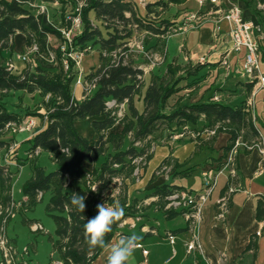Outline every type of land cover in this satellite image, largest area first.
<instances>
[{
    "label": "trees",
    "instance_id": "obj_1",
    "mask_svg": "<svg viewBox=\"0 0 264 264\" xmlns=\"http://www.w3.org/2000/svg\"><path fill=\"white\" fill-rule=\"evenodd\" d=\"M32 1L0 0V229L4 228L6 232V226L17 209L12 198L13 179L22 163L36 157V152H48L56 170L46 173L41 167L32 166L31 176L21 188L22 200H26L18 209H32L44 195H48L46 213L54 221V237L50 241L58 262L92 264L104 250H89L83 235L84 224L98 214V204L114 205L113 180L130 178L137 167L136 160L141 159V163L151 158L153 144H165L175 135H182L178 142H193L196 155L203 150H212L216 138L223 134L228 139L221 157L215 160V170L223 166L222 160L236 142L244 146L238 149L237 154L248 153L262 144L254 115L244 102L230 106L214 101L213 97L196 103L184 98L189 96L186 92L198 90L204 80L205 74H201L204 65L201 64H182L173 60L165 66L162 75L150 78L142 98L143 110L139 112L135 107V98L143 87L144 75L140 67L148 66L154 55L164 62L165 39L174 34L173 30L180 23L165 16L187 0H148L144 16L139 14L133 0H49L57 1L60 6L62 23L66 17L75 16L79 9L81 31L72 41L73 50L84 55L94 51L98 53V65L83 75L86 82L94 83V89L80 101L75 100L72 91L77 74L74 64L69 62L65 72L57 48V70L45 69L39 64L21 71H15V68L7 70L6 55H12L16 34L25 37L26 48L36 44L39 51L46 49L48 38L60 40L49 14L47 18L45 14L30 9L28 3ZM259 2L264 4V0ZM248 21L264 32V9H252ZM62 26L68 27V20ZM135 40L141 42L143 54L132 53L128 47ZM258 45L259 57L264 60V43L258 40ZM255 84L252 81L245 85L247 93ZM16 92L37 94L44 106L43 114L36 110L26 116L46 117L43 129L27 141L29 149L24 161L17 159L15 149L9 151L13 143L5 137L6 133H11L9 125L19 127L23 121L3 102L8 94ZM46 95H50L48 102L44 101ZM108 101L117 105L125 102L127 110L122 119H117L113 111L106 108ZM84 120H91L95 140L89 141L77 132L75 123ZM117 122L121 130L111 133ZM126 140L129 141L125 148ZM136 144L140 147L136 148ZM172 152L173 147H169V157L161 162L157 172L170 165ZM101 157L102 161L92 170L87 168V164L95 163ZM261 163H264V156ZM91 184L97 185L95 192L91 191ZM228 189L229 185L221 196ZM181 190L164 184L155 188L152 196L166 204L167 197ZM73 192L86 196L83 213L71 205ZM118 202L125 215L106 235V243L115 237L122 221L134 214L122 198ZM171 214L166 213L167 216ZM255 220L264 222V196L257 200Z\"/></svg>",
    "mask_w": 264,
    "mask_h": 264
},
{
    "label": "crops",
    "instance_id": "obj_2",
    "mask_svg": "<svg viewBox=\"0 0 264 264\" xmlns=\"http://www.w3.org/2000/svg\"><path fill=\"white\" fill-rule=\"evenodd\" d=\"M133 1L139 14L144 16L148 0ZM199 2L200 0H187L165 16L181 21L188 13H200L205 18L198 27L187 32L174 33L165 39V60L144 75L143 86L148 77L162 75L164 67L173 60L182 64H201L204 65L201 74H205V78L199 89L194 92L195 100L190 103L206 101L207 98L213 97L230 106H237L242 102L246 106L252 91L247 93L245 85L257 80H251L244 75V51L234 53L230 50L231 25L216 15H210L216 8L213 9L208 2L205 1L203 5ZM233 5L239 7L243 19L246 20L250 18L252 9H264V4L259 0H220L219 7L227 10ZM50 40L51 38L48 42ZM259 40L264 43V39ZM24 41L25 37L21 34L13 37L15 53L24 49ZM94 54L95 52H90L85 55L84 58L90 57L91 60L81 64L84 71L89 72L98 65V58ZM225 55L229 63L228 69L221 64ZM14 68L15 71H21L25 67L22 63L15 62ZM84 71L83 73H88ZM259 72L264 76V72ZM72 91L75 100H82L81 87L72 85ZM10 94L14 98L22 95L18 92ZM124 108L126 112V105ZM9 111L20 115L18 108L14 107ZM252 113L264 145V129L258 126L260 121H264V87L258 89L253 97ZM28 119L23 120L22 125H25ZM37 124L32 131L9 134V139L16 145L14 152L43 129L41 120H38ZM115 127L120 129L113 131ZM75 128L82 137L89 141L95 140L96 135L92 127V131L85 130L80 122H76ZM120 130L121 125L117 122L110 132L118 133ZM227 139V136L219 135L212 150H203L196 155L193 142H178L172 138L165 144H153L151 158L143 162L141 167L137 166L130 178L120 179V186H111L114 204L122 198L125 206L131 207L134 214L122 221L109 244L118 241L121 236L137 235L140 238V247L134 253V264H264V222L255 220L257 200L264 196V165L260 169L262 156L257 149L237 154L235 177L230 178L226 171L218 175L211 196L201 209L197 220L187 221L181 208L171 209L166 199V204H162L157 196H152L154 189L164 184L181 188L179 193L186 192L192 197L198 195L201 192V172L216 168L215 160L221 157ZM169 147H173L170 165L164 167V171L157 172L161 162L169 157ZM101 161L102 157L95 163L87 164V168L92 170L93 166H97ZM11 168L14 170V166ZM228 185L233 192L228 197L224 218L217 219L216 201ZM167 212L172 214L167 216ZM178 218L182 220L179 221ZM132 225L134 227H131ZM190 243H195L199 249L188 252L187 245ZM92 264H106V252L103 251Z\"/></svg>",
    "mask_w": 264,
    "mask_h": 264
},
{
    "label": "built area",
    "instance_id": "obj_3",
    "mask_svg": "<svg viewBox=\"0 0 264 264\" xmlns=\"http://www.w3.org/2000/svg\"><path fill=\"white\" fill-rule=\"evenodd\" d=\"M208 2L213 9L212 12H210V15H216L220 20H223L231 25L229 29V40L231 44L230 50L234 53H239L241 51H244V59H243V72L246 77L253 80L256 79L257 82L254 86V89L251 92L250 98L247 100L246 107L252 112L253 110V97L256 93V91L262 87H264V76L260 75L259 72V45L258 40L259 38L264 39V32H262L261 27L254 25L251 21L245 20L242 17L241 10L239 7L233 5L227 10H222L220 5V0H200L199 4L203 5L204 2ZM53 5L57 6V2H55ZM78 10H76L77 14L75 16H72L68 18L69 26L66 28H57V31L60 34V40L57 45V49L61 54V64L63 67V70L66 72L69 68V62H72L74 64V68L77 71V74L74 77L73 85L74 87H81L83 89V96L87 95L92 89H94V83H88L83 79V71L81 68L82 60L84 58V53L77 52L73 50L72 48V41L75 36L80 34L81 31V21L79 17ZM38 14H45L48 18V12L47 8L43 6H39L38 10L36 11ZM205 16L203 14L198 13H188L184 15L180 23L175 27L173 30V33H179V32H187L188 30L194 29L199 26L204 20ZM49 39V38H48ZM128 47L130 48L132 53L136 54H143V49L141 46L140 41H133L131 42ZM39 52V49L36 44H33L30 48L27 49L26 53L17 54L15 56V61L20 63H26L27 56L30 54H37ZM202 62L203 59H200ZM162 62V59L154 55L152 57V61L148 66L140 67V69L143 72V75H145L148 71L152 70L154 67L159 65ZM221 64L224 68H229V63L227 60V55L224 56V58L221 61ZM6 67L8 71L14 70V62L9 61L6 63ZM139 79H141L140 76H138ZM50 98V95H46L44 97V101L48 102ZM214 101H217L216 98H214ZM125 102L122 104H115L114 101H108L106 103V108L108 110L113 111V115L119 120L124 115V107ZM41 120V119H40ZM38 120L36 118H29L27 123L25 125H21L17 127L15 124L9 125L10 132L12 134H15L19 131H32L34 130L38 124ZM43 125L46 123V117L41 120ZM213 134V133H211ZM182 135H175L173 137L174 140H178L181 138ZM244 147L239 142H236L234 147L228 152L225 159L222 161L223 166L219 170H215V168H208L201 172V192L198 195L191 196L187 194L186 192L181 193H174L173 195L166 198L168 201V206L171 209H182L184 211V217L187 221L191 220H197L200 217L201 209L204 207V205L207 203L209 197L211 196V193L216 185V180L218 175H220L223 171H226L229 173L230 178L235 177V158L237 156V151L239 148ZM16 148V145L13 143L12 146L9 148V151H12ZM248 149V148H247ZM254 149H257L261 156H264V145H257ZM36 155H38V152H36ZM138 161V162H137ZM141 159L136 160V163H139ZM264 165V163H260V169L261 166ZM113 184L115 186H120V180L114 179ZM91 191L93 188L97 189L96 184L89 185ZM94 192V191H93ZM233 192L232 188H229L227 193L223 196H221L216 201L217 206V219H223L225 211L227 209L228 204V197ZM26 199L23 198V201ZM131 227H134L132 225ZM30 229L32 232H41L42 227L41 225L35 223L30 226ZM171 239V238H170ZM195 249H199V246H197L195 243H190L187 245V251L191 252ZM0 250L2 253V262L0 264H15L14 263V252L13 249L10 248L9 241L6 237V232L4 228L0 229ZM27 252V250H25ZM146 254V252H144ZM54 264H61L60 262H55Z\"/></svg>",
    "mask_w": 264,
    "mask_h": 264
},
{
    "label": "rangeland",
    "instance_id": "obj_4",
    "mask_svg": "<svg viewBox=\"0 0 264 264\" xmlns=\"http://www.w3.org/2000/svg\"><path fill=\"white\" fill-rule=\"evenodd\" d=\"M43 2V3H41ZM57 2V1H55ZM55 2H50L49 0H33L31 3H28L29 7L33 11H37L39 6H43L47 8V12L49 14V19L55 24L56 28H62L64 22L67 21L68 17L65 18L64 22L62 23L59 18L60 13V6L53 5ZM58 4V3H57ZM50 42L47 41L46 49L40 50L37 54H30L27 56L26 63H22L24 67H33L36 64H39L45 69H58L59 68V62L57 60L56 55V48L59 43V40L56 38L50 37ZM138 41V40H136ZM18 42L16 41L15 45L17 46ZM28 48L25 47V41H24V49H22L20 52L15 53L12 52V55L8 57L7 56V62L15 61V56L17 54L26 53ZM95 56L98 58V53L96 51ZM85 57V56H84ZM91 60L90 57L83 58L82 63L85 64V62H89ZM259 70L264 72V60H262L261 57H259ZM84 71V68H82ZM165 69V67H164ZM88 72V71H84ZM87 74V73H84ZM150 78L148 77L146 79V84L141 88L140 96H137L135 98V107L138 109L139 112L143 110V102L142 98L145 94V91L149 85ZM187 95L184 97L187 101L193 102L195 100L194 91L186 92ZM190 93V94H189ZM33 94L30 95L29 98L27 94H22L21 96H18V98H14L12 94H8L5 99H3L4 105L8 107L9 110L11 108H18L20 116L23 118V120L28 118H36L37 120H40L39 117H32V116H26L28 113L36 111L38 113L43 114L44 113V106L41 102L40 97L37 95V97H34ZM30 99V100H28ZM34 99V100H33ZM124 116V115H123ZM122 116V117H123ZM122 117L120 119H122ZM119 119V118H118ZM29 120V119H28ZM27 120V121H28ZM42 120V119H41ZM82 126L85 130H91V125L88 121H80ZM264 121H260L258 123L259 128L264 129ZM165 129L166 127L163 126ZM119 127H115L113 131L119 130ZM166 131L163 132V135H165ZM10 133H6V138H9ZM128 141L126 140L124 147L126 148L128 146ZM136 148H139L140 145L136 144ZM29 149V144L24 143L21 144L17 150L15 151L17 159L24 161L27 158V151ZM138 162V161H137ZM142 163L136 164L138 167L142 166ZM36 165L38 167H41L46 173L54 172L56 170V167L54 163L51 160V157L48 152L46 151H40L39 154L34 157L30 161H25L22 163V168L19 169L18 173L15 175L13 182H12V198L16 206V212L13 215L12 219L6 226V237L9 241L10 248L13 249L14 252V263L15 264H54L55 262H58V256L57 254H54L52 252V246H51V238L54 237V221L51 216H49L46 213V204L48 202V195H44V197L34 206L32 209L27 210H20L18 209L22 203L24 202L22 200V194H21V188L23 184L26 182V180L29 179L31 176V169L32 166ZM164 171V170H161ZM179 221L182 220V218H178ZM31 223H37L41 225L42 231L39 233H34L30 229ZM27 250V252H25ZM2 262V253L0 250V263Z\"/></svg>",
    "mask_w": 264,
    "mask_h": 264
},
{
    "label": "clouds",
    "instance_id": "obj_5",
    "mask_svg": "<svg viewBox=\"0 0 264 264\" xmlns=\"http://www.w3.org/2000/svg\"><path fill=\"white\" fill-rule=\"evenodd\" d=\"M66 186V185H65ZM92 191H96L93 188ZM86 196L73 192L71 205L83 213L86 209ZM98 214L84 224V240L90 251L100 248L106 252V264H134L135 251L140 247V238L132 234L121 236L118 241L106 243L105 237L112 231L113 225L122 220L124 208L116 202L114 205L98 204Z\"/></svg>",
    "mask_w": 264,
    "mask_h": 264
}]
</instances>
